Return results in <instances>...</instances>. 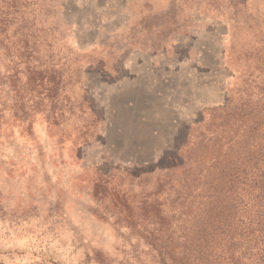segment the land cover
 Listing matches in <instances>:
<instances>
[{
  "label": "rangeland",
  "instance_id": "1",
  "mask_svg": "<svg viewBox=\"0 0 264 264\" xmlns=\"http://www.w3.org/2000/svg\"><path fill=\"white\" fill-rule=\"evenodd\" d=\"M7 1L0 264H171L221 110L264 85V0Z\"/></svg>",
  "mask_w": 264,
  "mask_h": 264
},
{
  "label": "trees",
  "instance_id": "2",
  "mask_svg": "<svg viewBox=\"0 0 264 264\" xmlns=\"http://www.w3.org/2000/svg\"><path fill=\"white\" fill-rule=\"evenodd\" d=\"M14 6L0 0L3 33ZM22 42L25 48L28 41ZM262 58L259 54L255 68ZM258 88L260 96L250 106L232 109L229 104L221 110L212 130L215 154L207 155L204 168L193 174L202 202L186 213L192 225L178 237L171 264H264V85ZM182 164L175 161L168 171L185 168Z\"/></svg>",
  "mask_w": 264,
  "mask_h": 264
}]
</instances>
